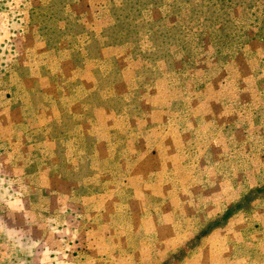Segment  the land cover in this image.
Here are the masks:
<instances>
[{"label": "rangeland", "instance_id": "1", "mask_svg": "<svg viewBox=\"0 0 264 264\" xmlns=\"http://www.w3.org/2000/svg\"><path fill=\"white\" fill-rule=\"evenodd\" d=\"M237 2L0 0V264H264V0Z\"/></svg>", "mask_w": 264, "mask_h": 264}, {"label": "trees", "instance_id": "2", "mask_svg": "<svg viewBox=\"0 0 264 264\" xmlns=\"http://www.w3.org/2000/svg\"><path fill=\"white\" fill-rule=\"evenodd\" d=\"M180 1V4L182 5V6H179L178 5V7L180 8L179 10H181L182 9V7H183V5L184 4H187V2H188V0H179ZM211 3H213L214 2V4H216V5H218L219 7H220V9L222 10V12H226L228 9H229V7H230V5L231 4H234L233 3V0H209ZM213 1V2H212ZM238 2L239 1H241V0H237ZM237 2V4H239ZM199 9H202V8H199ZM192 14H194V11H192ZM193 17V16H192ZM204 19H206V18H204ZM173 32H177V29L176 28H172L171 30H168L167 31V33H173Z\"/></svg>", "mask_w": 264, "mask_h": 264}]
</instances>
